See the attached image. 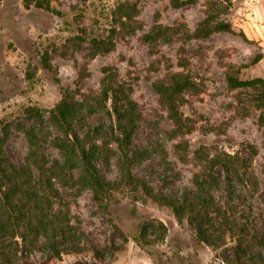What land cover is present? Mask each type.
Wrapping results in <instances>:
<instances>
[{
	"label": "rangeland",
	"instance_id": "374dc122",
	"mask_svg": "<svg viewBox=\"0 0 264 264\" xmlns=\"http://www.w3.org/2000/svg\"><path fill=\"white\" fill-rule=\"evenodd\" d=\"M35 1L49 3L50 10L36 7ZM170 1L33 0L26 8L23 0H0V122L10 125L5 152L13 164L22 163L28 154L22 131V124H29L23 119L24 108L38 107L46 119L48 110L67 89L73 93L78 88L84 95L99 93L103 68L110 67L117 80L131 86V97L141 116L132 137V150H146L147 157L133 164L132 179L146 181L157 194H181L193 190L194 176L206 173L209 160L223 154L246 159L248 146H252L256 155L242 169L244 185L238 184L242 202L235 217L237 223L256 224L264 206V121H259L264 110L256 108L254 88L230 89L226 82L228 76L241 81L264 79V68L256 67L257 62L252 64L255 56H262V47L242 37L240 27L247 20L243 14L250 13L256 1L193 0L180 8H173ZM126 3L136 4L133 33L119 31L117 8ZM207 17L211 26L230 25L231 33L203 36L201 22ZM156 22L167 27L182 25L192 35L200 30V35L189 40L176 37L160 41L151 54L141 38ZM113 30L116 34L111 38ZM94 39L112 41L115 46L105 55L92 57L90 42ZM43 59L50 69L44 68ZM82 70L86 78L78 83L77 75ZM181 70L195 78L199 93L186 95L180 106L183 117L192 125L190 131L170 139L169 122L158 106L154 84L166 74ZM106 120L103 115H95L88 122L96 127ZM157 145H163L166 161L157 153ZM43 152L49 160L60 158L50 144L43 146ZM98 168L106 181L121 180L115 158L108 168L100 163ZM170 168L173 178L178 174L174 187L162 183ZM219 184L213 195L223 202V184ZM57 188L64 198L70 192L58 184ZM119 188L107 209L99 208L88 190L66 198L72 222H80L90 241L100 248L114 245L120 250L102 261L86 250L63 254L60 260L48 264H224L222 250L234 245L236 233L227 234L221 248L209 247L196 240L186 221L179 223L170 208L146 197L140 188L132 191L125 184ZM148 221L162 223L166 234L163 241L141 247L135 238ZM42 261V255L34 253L27 264Z\"/></svg>",
	"mask_w": 264,
	"mask_h": 264
},
{
	"label": "trees",
	"instance_id": "16d2710c",
	"mask_svg": "<svg viewBox=\"0 0 264 264\" xmlns=\"http://www.w3.org/2000/svg\"><path fill=\"white\" fill-rule=\"evenodd\" d=\"M33 0H23L29 8ZM84 1V0H80ZM193 3V0H171L173 8H180ZM35 6L49 11V3L35 1ZM136 4H122L117 8L119 31L133 33L132 23L136 16ZM211 19L201 22V34L231 33V27L225 23L211 26ZM181 26V27H180ZM167 27L156 22L142 35V41L151 48V54L160 41L169 42L176 37L190 39L198 36L180 25ZM117 31V32H119ZM115 30L111 32L112 38ZM242 37L243 34H242ZM115 44L104 39L90 42L91 56L105 55L111 52ZM261 58L255 56L252 64ZM182 65V64H180ZM45 69L49 63L43 59ZM182 66L181 68H183ZM101 90L94 95L80 94L78 88L71 93L68 89L62 93L61 100L50 110L45 119L43 111L35 106L23 109L22 131L28 143V154L22 163L13 164L5 152V144L10 133V125L0 122V264H27L29 257L39 253L43 257L41 264L60 260L63 254L93 252L97 260H104L108 255L120 250L114 245L100 248L89 240L79 221L72 222L69 216V195L79 196L83 191H90L95 204L107 209L113 193L123 184L132 191L140 188L148 198L171 209L179 223L186 221L194 232L196 240L215 249L224 246L225 236L236 233L235 243L222 250L224 264H258L264 261V206L256 224L237 223L235 212L241 205L242 196L239 185H244L242 169L256 155L252 146L249 157L238 159L237 156L223 154L209 160L205 174L195 175L193 190L181 194H157L146 181L134 180L131 168L134 163L147 157L146 150H132V137L140 121L137 105L131 97V86L117 80L112 68H103ZM86 78L84 70L78 72L77 82ZM195 78L184 70L166 74L154 84L158 95V106L166 113L170 130V139L187 134L192 125L180 112V106L186 95L199 93ZM230 89L254 88V102L259 111L264 110V79L254 78L241 81L230 76L226 79ZM109 102V108L106 103ZM103 115L107 122L93 127L88 119ZM259 121H264L260 114ZM50 144L60 153L59 159L49 160L43 152V146ZM157 153L166 161L163 145H157ZM112 158L121 173V180L108 182L101 176L98 163L108 168ZM162 179L164 186L174 187L178 174L173 178L171 168ZM134 180V181H133ZM222 180V181H221ZM135 182V183H134ZM223 184L225 200H215L213 191ZM57 184L67 191L64 198ZM239 184V185H238ZM117 231V228H115ZM165 226L160 222H144L135 242L141 246L163 241ZM153 240H148V239Z\"/></svg>",
	"mask_w": 264,
	"mask_h": 264
},
{
	"label": "crops",
	"instance_id": "0c3cea01",
	"mask_svg": "<svg viewBox=\"0 0 264 264\" xmlns=\"http://www.w3.org/2000/svg\"><path fill=\"white\" fill-rule=\"evenodd\" d=\"M252 4V11L248 14H243L246 21L240 27L243 35L250 41L257 42L258 46L262 47L260 53L261 58L255 64L256 67L264 68V0H255Z\"/></svg>",
	"mask_w": 264,
	"mask_h": 264
}]
</instances>
